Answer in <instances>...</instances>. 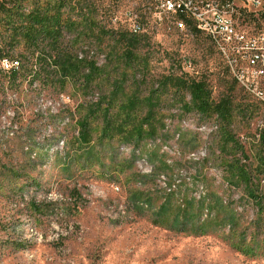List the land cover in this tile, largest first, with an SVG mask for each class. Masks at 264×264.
I'll list each match as a JSON object with an SVG mask.
<instances>
[{"label":"rangeland","instance_id":"1","mask_svg":"<svg viewBox=\"0 0 264 264\" xmlns=\"http://www.w3.org/2000/svg\"><path fill=\"white\" fill-rule=\"evenodd\" d=\"M160 1L112 0V26H141L153 13L162 51L205 76L216 99L236 97L232 128L257 165L264 106L251 92L256 70L180 34L172 15L160 22ZM32 2L22 1L25 12ZM243 23L264 31L262 17ZM2 74L0 264H264V210L225 182L215 117L172 121L162 142H70L78 132L69 93L9 89Z\"/></svg>","mask_w":264,"mask_h":264},{"label":"trees","instance_id":"2","mask_svg":"<svg viewBox=\"0 0 264 264\" xmlns=\"http://www.w3.org/2000/svg\"><path fill=\"white\" fill-rule=\"evenodd\" d=\"M22 1L0 4V62L19 64L0 69L5 73L3 87L18 90L27 83L36 85L38 94L69 93L74 105L68 112L76 118L78 132L70 142L76 139L85 145L114 139L124 146L155 143L165 140L172 121L192 115L202 121L215 117L225 182L243 189L264 210V149L254 165L232 128L236 97L222 94L216 99L205 76L184 71L185 59L162 51L153 41V13L135 32L132 27L112 26V0H33L29 12ZM175 21L185 23L180 34L202 39L221 54L191 17L176 13ZM165 58L171 67L158 71L155 65ZM260 137L263 147L264 132Z\"/></svg>","mask_w":264,"mask_h":264},{"label":"built area","instance_id":"3","mask_svg":"<svg viewBox=\"0 0 264 264\" xmlns=\"http://www.w3.org/2000/svg\"><path fill=\"white\" fill-rule=\"evenodd\" d=\"M258 10L259 13L257 12ZM180 13L191 17L197 27L205 33L229 64L244 63L256 70L258 75L252 91L264 103V31L258 26L248 30L243 21L257 20L264 14V0H162L159 4L158 20L162 16ZM242 21V22H240ZM177 30L183 31L185 23L175 21ZM134 31H140L135 25ZM17 62L2 61L4 70L16 68ZM239 78V77H238Z\"/></svg>","mask_w":264,"mask_h":264},{"label":"bare ground","instance_id":"4","mask_svg":"<svg viewBox=\"0 0 264 264\" xmlns=\"http://www.w3.org/2000/svg\"><path fill=\"white\" fill-rule=\"evenodd\" d=\"M8 62H16V61H9V60H8Z\"/></svg>","mask_w":264,"mask_h":264}]
</instances>
